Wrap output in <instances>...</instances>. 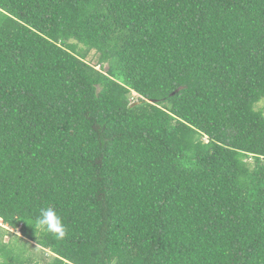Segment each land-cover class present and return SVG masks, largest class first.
I'll use <instances>...</instances> for the list:
<instances>
[{
	"label": "trees",
	"instance_id": "obj_1",
	"mask_svg": "<svg viewBox=\"0 0 264 264\" xmlns=\"http://www.w3.org/2000/svg\"><path fill=\"white\" fill-rule=\"evenodd\" d=\"M259 103L264 0H0L1 264H264Z\"/></svg>",
	"mask_w": 264,
	"mask_h": 264
},
{
	"label": "clouds",
	"instance_id": "obj_2",
	"mask_svg": "<svg viewBox=\"0 0 264 264\" xmlns=\"http://www.w3.org/2000/svg\"><path fill=\"white\" fill-rule=\"evenodd\" d=\"M4 227L7 225L0 223V228ZM32 227L38 234H53L57 240H63L67 233L61 217L52 208L41 209L38 217L32 222Z\"/></svg>",
	"mask_w": 264,
	"mask_h": 264
},
{
	"label": "rangeland",
	"instance_id": "obj_3",
	"mask_svg": "<svg viewBox=\"0 0 264 264\" xmlns=\"http://www.w3.org/2000/svg\"><path fill=\"white\" fill-rule=\"evenodd\" d=\"M87 61H89V62H91V63H95L96 62V55L94 54V52L92 51L90 54H89V56H88V58H87ZM98 69V68H97ZM131 96L133 97V98H136L137 97V95L135 94V93H131ZM259 108H264V103H259ZM0 223H1V220H0ZM4 229H7L8 231H10L11 232V230H9L7 227H4ZM14 234H18V231H16V232H14ZM12 237L10 236V235H3L2 237H1V240L4 242V243H8L9 241H10V239H11ZM30 250H32V248H30ZM40 257H41V259L43 258V257H45V259L46 260H48L52 255H49L48 253H45V254H40L39 255ZM49 256V257H48ZM1 262H2V259L0 258V264H1ZM42 264V263H41Z\"/></svg>",
	"mask_w": 264,
	"mask_h": 264
}]
</instances>
